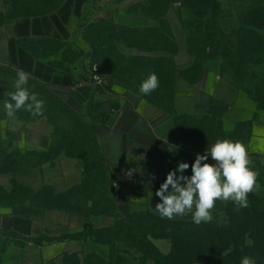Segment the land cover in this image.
Returning <instances> with one entry per match:
<instances>
[{"label":"rangeland","instance_id":"1","mask_svg":"<svg viewBox=\"0 0 264 264\" xmlns=\"http://www.w3.org/2000/svg\"><path fill=\"white\" fill-rule=\"evenodd\" d=\"M59 1L0 0V20L10 21L25 12L52 9ZM217 2L219 13L216 27L225 37L223 40L227 42L232 54H235L237 34L242 27L241 16L250 9L264 8V1ZM150 5L151 2L147 0H84L82 17L72 19L69 24L75 37L70 43L73 46L70 54H64L63 49L59 51L50 43L46 44V54L49 56L47 55L45 60L55 66L61 63L63 70H56L68 77L60 78L57 86L67 82V85L74 87L71 91L78 102L77 111L90 128L95 141L96 130L109 124L112 114L119 107L120 99L134 91L130 85L114 77L101 75L100 83L91 78L90 56L85 54L87 45L82 34L90 23L99 18L127 27H155L158 23L144 13V7L149 8ZM168 6L166 20L182 49L188 33L187 25L193 18L190 10L180 2L170 3ZM259 32L264 34V29ZM147 38L145 35L143 46L151 43ZM37 39L29 38L35 41ZM119 49L124 54L137 53L126 44H121ZM190 59L191 57L184 53L174 57L179 70L193 61L192 59L189 63ZM203 65L218 72L221 77L220 90L227 97H234L238 93L242 95L237 106L233 108L234 117L230 119L231 122L239 116H245L254 108L250 119L252 126L264 125V53L253 55L245 64L238 58L229 62L218 55L204 60ZM182 82L183 79L177 74L175 87L176 83ZM182 87L179 93H183ZM12 89L14 87L8 81L0 78V220L5 221L6 215L10 219L15 216L27 217L33 222V231L25 237L11 230L5 231L16 236H6L10 244L7 264H76L75 256L82 263L87 255L96 254L106 258L112 251L130 264H139L143 254L131 244L132 237L151 232L156 236H149V239L164 254L171 253L173 243L177 239L192 247L197 240V233L209 227L222 231L218 235L220 242L215 243L217 249H224L226 239L233 235L243 236L247 242L250 241V203L247 207H239L231 201H216L211 211V222L196 225L191 214L176 216L174 219L161 218L154 210L155 205L161 202L160 198L155 193L142 194L131 200V213L123 215L115 203L118 198L113 196V200L110 199L109 181L101 174L104 169L99 147L95 150L92 144H88L84 150H80L78 147L69 146L71 156L61 151L57 156L46 160L54 140L58 145H62L61 137L53 134L50 142L45 139L51 127L44 119L33 116L24 118L16 113L14 117H8L4 102L10 99L8 93ZM186 172L187 170L183 174L186 175ZM252 193L264 199V187ZM121 200L127 201L123 197ZM66 204L80 206L81 210H63L61 207ZM50 205L61 207L51 208ZM100 211L103 212L102 215L97 214ZM108 227H112V230L107 231ZM98 228L105 232L98 234L94 231ZM179 234L185 235L184 239H180ZM112 235L117 239L109 238ZM68 236L75 240L54 241Z\"/></svg>","mask_w":264,"mask_h":264},{"label":"trees","instance_id":"2","mask_svg":"<svg viewBox=\"0 0 264 264\" xmlns=\"http://www.w3.org/2000/svg\"><path fill=\"white\" fill-rule=\"evenodd\" d=\"M147 1H150L151 5L149 8L144 7V13L158 23L155 27L144 29L127 27L104 18H99L90 23L89 26H85L86 29L82 34V38L87 45L85 54L90 56V66L96 65L100 75L114 77L120 82L130 85L135 94L172 114L176 126L182 131L186 141L191 146L195 148L203 147L214 143L217 139L222 140L226 136L231 141H240L244 144L248 140L252 129L251 120L241 122L230 134L226 135L222 128V121L218 117L195 118L190 115L176 114L173 106L175 80L178 74L189 84H196L203 74V61L218 55L229 62H234L238 58L241 63L245 64L249 62L253 55L264 53V34L259 32L260 29H264V8L250 9L248 13L241 16L242 27L237 34L235 54H232L227 42L223 40L225 37L216 27L219 13L217 0ZM60 2L61 0L54 8L58 7ZM176 2H180L181 5L187 7L193 18L187 25L188 33L184 41V50L193 61L187 67H183L182 70L178 69L174 61V57L181 52V49L174 38L170 24L166 20L168 5ZM14 9L16 10V7ZM48 12L47 9L39 12H25L18 16H38ZM145 35L151 41V43L148 42V46H143L142 43ZM34 41L23 38L18 40L17 45L35 58L40 59L47 58L46 44L54 45L55 49L59 51L63 49L64 54H70L73 47L70 43L55 39L38 38ZM121 44H126L136 50L137 53L124 54L119 49ZM155 52H160V54ZM63 59L67 62L65 57ZM62 63L64 62L62 61ZM50 64L55 69L63 70L61 63L56 66L53 63ZM18 70L10 66L0 65V78L8 81L13 86ZM150 73H155L158 76L159 87L150 95H143L140 93L139 87ZM47 86V83L32 76H30L27 85L30 92L38 93V98L45 101L43 116L54 128V136L61 137L62 145H58L57 141L54 140L50 145L46 160L57 156L61 151L71 156L72 153L69 149L71 146L84 150L86 145L92 144L93 148L97 150L95 137L82 116L50 91ZM14 90L12 89L10 92ZM16 114L24 118L32 116L24 110H19ZM64 142L68 143L65 144ZM101 174L108 179L105 169ZM102 194L105 198V192ZM248 199L252 222V233L249 242L243 236L233 235L226 239L224 249H217L215 243L220 242L221 238L218 235L222 231L209 227L204 228L205 231L197 233V240L194 241L192 247L184 245L183 240L177 239L173 243L171 253L164 254L149 239V236H156L155 233L151 232L139 237H132L131 244L143 254L142 261L139 264H240L241 259L245 256L254 258L256 264H264V199L254 193L249 194ZM91 202L93 203V201ZM50 206L51 208L61 207L60 205ZM61 208L70 211L81 210L80 206L77 205L68 206L66 204L65 207ZM111 228L108 227L106 230L111 231ZM94 231L98 234L105 232L100 228ZM0 234L10 237L15 236L1 231ZM110 237L117 239L113 235ZM179 237L184 239L185 235L181 234ZM65 239L75 240V238L68 236L54 239V241ZM36 243L38 242L36 241ZM75 261L76 264H130L114 251L106 258L99 257L96 254L87 255L82 263L75 256Z\"/></svg>","mask_w":264,"mask_h":264},{"label":"crops","instance_id":"3","mask_svg":"<svg viewBox=\"0 0 264 264\" xmlns=\"http://www.w3.org/2000/svg\"><path fill=\"white\" fill-rule=\"evenodd\" d=\"M84 0H62L58 7L38 16H17L10 21L0 20V65L24 70L30 76L48 84V89L62 99L70 108L77 111L78 103L72 94L71 85L65 82L57 86L60 78H68L57 72L45 59L35 58L28 51L18 47L23 38H48L71 43L74 37L69 24L72 19H80ZM180 53L186 54L184 48ZM187 55V54H186ZM192 61L190 59L189 63ZM190 65V64H189ZM70 78V77H69ZM221 77L213 69L204 66L203 74L196 84L184 81L176 83L173 106L176 114L195 118L218 117L226 135L236 124L251 119L253 109L233 122V108L238 104L240 93L227 97L220 90ZM178 85V86H177ZM183 86V93H179ZM2 99H0L1 104ZM120 104L111 121L96 130V145L101 153L102 168L107 171L110 199L116 196L117 209L123 215L131 213V200L139 195L154 194L165 181L169 171L177 168L179 162L190 165L186 176H191V164L197 154H204L209 145L199 148L191 146L182 131L176 126L174 116L141 98L134 92L120 99ZM79 113V112H78ZM45 139L50 142L53 127ZM222 140H230L226 136ZM231 141V140H230ZM253 168L260 172L257 178L260 188L264 187V125L252 126L248 140L244 143ZM215 163L209 156L206 161ZM132 171L131 177L127 175ZM179 175V173H177ZM155 176V179L152 177ZM114 196V197H113ZM121 197L127 201L121 200ZM114 203V204H115ZM102 215V213H97ZM96 214V215H97ZM0 220L1 232L9 230L21 236L33 231V222L27 217H11ZM10 244L6 236L0 235V264H7Z\"/></svg>","mask_w":264,"mask_h":264},{"label":"clouds","instance_id":"4","mask_svg":"<svg viewBox=\"0 0 264 264\" xmlns=\"http://www.w3.org/2000/svg\"><path fill=\"white\" fill-rule=\"evenodd\" d=\"M29 78L30 74L24 70L17 71L13 84L15 90L8 93L10 99L4 102L8 117H14L19 110L27 111L33 117L44 115L45 101L38 98V93L29 91ZM158 87V76L150 73L142 81L139 91L143 95H150ZM209 156L215 163L206 162ZM253 163L242 142L217 139L204 154L196 155L191 164V176L183 174L190 167L185 162H179L176 169L168 172L155 193L161 202L155 205L154 210L161 218L168 219L191 214L192 221L200 225L202 222H211V211L216 201H231L239 207H247L248 195L260 190L257 180L260 172L254 170ZM132 171L127 172L129 177ZM152 178L155 179V176ZM240 264H256V261L245 256Z\"/></svg>","mask_w":264,"mask_h":264},{"label":"built area","instance_id":"5","mask_svg":"<svg viewBox=\"0 0 264 264\" xmlns=\"http://www.w3.org/2000/svg\"><path fill=\"white\" fill-rule=\"evenodd\" d=\"M90 73H91V78L100 83L101 82V75L98 71V67L96 65H93L90 67Z\"/></svg>","mask_w":264,"mask_h":264}]
</instances>
